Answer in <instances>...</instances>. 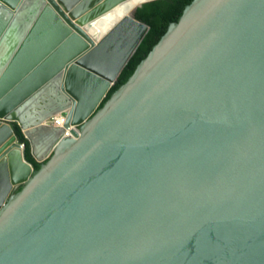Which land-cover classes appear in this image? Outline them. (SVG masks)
<instances>
[{"label":"water","instance_id":"water-1","mask_svg":"<svg viewBox=\"0 0 264 264\" xmlns=\"http://www.w3.org/2000/svg\"><path fill=\"white\" fill-rule=\"evenodd\" d=\"M127 1L0 0V264H264V0H192L102 103Z\"/></svg>","mask_w":264,"mask_h":264},{"label":"trees","instance_id":"trees-1","mask_svg":"<svg viewBox=\"0 0 264 264\" xmlns=\"http://www.w3.org/2000/svg\"><path fill=\"white\" fill-rule=\"evenodd\" d=\"M191 1L192 0H153L142 4L135 10V19L148 25V31L120 72L117 81L110 88L102 103L111 95L113 91H115L128 79L138 63L147 56L151 48L166 32L168 25L177 21L179 16L182 14L184 7ZM12 127L18 140L25 146V158L33 165L35 169H37L38 164L31 158L28 143L25 140L22 132L16 124H12Z\"/></svg>","mask_w":264,"mask_h":264},{"label":"bare ground","instance_id":"bare-ground-1","mask_svg":"<svg viewBox=\"0 0 264 264\" xmlns=\"http://www.w3.org/2000/svg\"><path fill=\"white\" fill-rule=\"evenodd\" d=\"M144 0H128V3L137 4ZM117 4V3H116ZM111 4V2L108 3V7H110L107 11L106 15H101L91 24V27L89 28L90 34H93L97 38L103 34L108 27L115 22L120 16L123 15V4ZM87 26V25H86Z\"/></svg>","mask_w":264,"mask_h":264},{"label":"built area","instance_id":"built-area-1","mask_svg":"<svg viewBox=\"0 0 264 264\" xmlns=\"http://www.w3.org/2000/svg\"><path fill=\"white\" fill-rule=\"evenodd\" d=\"M64 122V117L61 114H57L49 119H47L44 123L52 126L61 127Z\"/></svg>","mask_w":264,"mask_h":264}]
</instances>
